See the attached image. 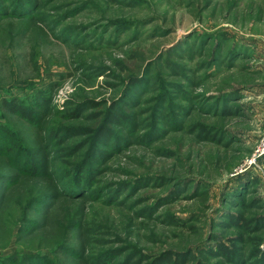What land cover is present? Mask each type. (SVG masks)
<instances>
[{
	"label": "rangeland",
	"instance_id": "rangeland-1",
	"mask_svg": "<svg viewBox=\"0 0 264 264\" xmlns=\"http://www.w3.org/2000/svg\"><path fill=\"white\" fill-rule=\"evenodd\" d=\"M258 248L264 0H0L1 261L255 264Z\"/></svg>",
	"mask_w": 264,
	"mask_h": 264
},
{
	"label": "trees",
	"instance_id": "trees-1",
	"mask_svg": "<svg viewBox=\"0 0 264 264\" xmlns=\"http://www.w3.org/2000/svg\"><path fill=\"white\" fill-rule=\"evenodd\" d=\"M5 107L12 113V114H17L20 115L21 117H23L24 119H26L27 121L33 123L35 122V117L32 113L31 110H29L28 108L21 106V105H17L13 102H6ZM124 120V116L121 113L115 112V113H111L109 114L105 121L104 124L101 125L97 130H95V141L97 142H101L107 138H109L111 136V132H110V128L109 126L112 124H115L116 122H122ZM201 131L203 133H209L206 132V129L202 126L201 127ZM93 132V133H94ZM205 134V135H206ZM92 154V152H91ZM94 157H98L100 156V152H96V150H94L93 153ZM24 170L22 171H28L29 173H33V171L36 170V168L30 164H28L27 169L23 168ZM230 223H233V227L234 225L238 226V225H242V226H246L247 229L250 228L251 222L245 220L244 216L242 215V213H234L230 216ZM239 239L241 240V238H238L237 241H239ZM232 242L233 245L227 246L225 244L219 243L217 246L219 248L220 254L224 255L225 257H231L233 255V257L239 256L237 255L239 253V248L238 245L236 243V239L233 238L230 240ZM215 255V254H214ZM253 258L255 259V264H264V251H260L259 248L255 249L252 252ZM186 253H182V254H176L175 252H170V251H166L164 252L162 255L156 257L154 260H152L150 262V264H186ZM1 261V260H0ZM9 261V262H8ZM0 264H15V260L12 259H5L2 260ZM198 264H204L203 262H199Z\"/></svg>",
	"mask_w": 264,
	"mask_h": 264
}]
</instances>
